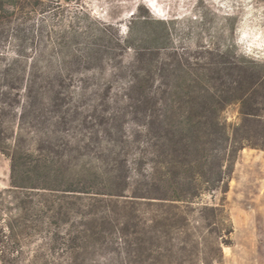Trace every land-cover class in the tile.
<instances>
[{
	"label": "trees",
	"instance_id": "trees-1",
	"mask_svg": "<svg viewBox=\"0 0 264 264\" xmlns=\"http://www.w3.org/2000/svg\"><path fill=\"white\" fill-rule=\"evenodd\" d=\"M52 3L0 0V26L15 23L4 38L13 57L0 52V153L10 167V186L0 189V262L222 264L231 221L223 204L200 200L226 193L245 147L222 117L242 103L240 68L221 55L215 77L228 81L219 86L131 82L96 87L86 103V87L69 76L107 63L108 27L92 22L101 43L89 42L80 12ZM51 45L56 52L46 53ZM172 61L156 75L191 77L177 54ZM107 100L113 108L97 115ZM201 229L214 235L207 253Z\"/></svg>",
	"mask_w": 264,
	"mask_h": 264
},
{
	"label": "rangeland",
	"instance_id": "rangeland-1",
	"mask_svg": "<svg viewBox=\"0 0 264 264\" xmlns=\"http://www.w3.org/2000/svg\"><path fill=\"white\" fill-rule=\"evenodd\" d=\"M50 1L51 7L64 14L72 16L80 12L81 26L89 42L101 43L100 33L92 22L108 27L111 54L101 58L107 63L69 76L75 86L86 87V103L96 87L117 88L131 82L181 84L195 80L219 86L221 81H228L222 72L223 75L215 77L216 69L222 67L218 63L221 55L240 68L241 91L237 95L242 103L228 105L222 117L232 128L237 127L234 137L242 140L245 147L237 154L226 193L205 194L200 201L223 204L231 221L232 243L221 247L222 264H264V0ZM14 24L0 26V52L8 58L13 57L14 43L4 38L8 37V30L15 33ZM54 52V46L46 48V53ZM173 53L191 77L156 75L158 68L171 67ZM148 70L153 72L151 76ZM202 71L205 75L197 77L196 72L202 74ZM117 106L119 111L123 109L122 104ZM103 108L111 110L113 104L108 100L106 105L102 103L97 115H102ZM129 118L123 123L127 131L131 129L127 124ZM74 122L67 123L63 130H71ZM9 173V161L0 153V189L9 188ZM201 236L207 253L214 235L201 229ZM33 248L30 245L26 250ZM212 252L216 254V250Z\"/></svg>",
	"mask_w": 264,
	"mask_h": 264
},
{
	"label": "bare ground",
	"instance_id": "bare-ground-1",
	"mask_svg": "<svg viewBox=\"0 0 264 264\" xmlns=\"http://www.w3.org/2000/svg\"><path fill=\"white\" fill-rule=\"evenodd\" d=\"M150 2H151V1H150ZM150 2H149V3H150ZM152 2H153V1H152ZM154 6H155V5H154ZM150 7H151V6H150ZM159 18H160V17H159Z\"/></svg>",
	"mask_w": 264,
	"mask_h": 264
}]
</instances>
